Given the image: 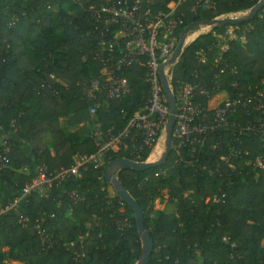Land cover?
<instances>
[{
    "label": "trees",
    "instance_id": "16d2710c",
    "mask_svg": "<svg viewBox=\"0 0 264 264\" xmlns=\"http://www.w3.org/2000/svg\"><path fill=\"white\" fill-rule=\"evenodd\" d=\"M81 1L86 0H0V148L6 141L10 157L0 167V208L35 176L38 165L46 164L49 169L70 166L76 153L95 150L90 136V101L84 89L89 79L100 75V66L93 58L96 44ZM169 1L154 0L153 7L164 9ZM217 1L218 13L230 14L249 10L260 0ZM48 2L58 8L48 9ZM181 10L185 14L183 29L199 24L192 32L215 20L213 11L193 12L189 2ZM14 16L16 21L11 20ZM247 24L253 26L247 42H232L223 54V61L238 72L219 75L220 88L229 89L233 80L239 87L264 80V6L249 21L236 25ZM228 25H212L209 32L188 43L174 66V82L190 79L196 69L201 72L210 90L209 96L198 98L203 105L217 90L212 79L220 66L213 58L200 66L195 52L210 47L215 41L213 33L223 32ZM141 74L138 67L128 72L133 90L121 100H107L102 86L97 117L105 128L113 123L121 128L144 104L149 89ZM262 144L260 137L245 142L252 155ZM123 156L127 155L114 154L108 161ZM175 157L172 150L161 166L118 173L144 210V224L154 241L149 264H264V169L236 161L238 171L230 183L203 174L197 165L175 163ZM161 168H167V175L156 177L154 172ZM101 174L90 168L81 178L70 180L67 185L78 188L86 201L72 210L63 201L57 216L46 220L47 228L63 241L88 230L83 248L76 244L53 252L40 246L32 223L43 210L56 211L57 200L33 197L22 209L31 218L26 227L17 223L14 211L0 214V264L6 258L12 264H135L141 240L134 213L125 204L131 226L118 230L109 217L101 187L106 186L116 200L119 197L99 178ZM146 175L149 178L143 181ZM218 186L228 193L225 201L206 202ZM163 190L168 195L166 206L155 210L154 202ZM93 215L100 217L98 226L92 223ZM74 251H85V256L76 258Z\"/></svg>",
    "mask_w": 264,
    "mask_h": 264
},
{
    "label": "built area",
    "instance_id": "2783aa9c",
    "mask_svg": "<svg viewBox=\"0 0 264 264\" xmlns=\"http://www.w3.org/2000/svg\"><path fill=\"white\" fill-rule=\"evenodd\" d=\"M187 2L193 12L211 10L215 19H223L227 15L218 13L217 0H170L164 9H155L154 0L81 1L83 11L92 25L89 34L96 44L93 58L100 66V75L89 79L84 89V96L90 101V136L95 150L87 154L76 153L70 166L49 169L46 164L38 165L35 176L22 186L5 207L0 208V214L14 211L17 223L26 227L31 218L22 209L31 198L56 199L57 210H43L32 223L40 246L46 251L57 252L63 247L68 250L76 244L83 248L89 234L87 230L74 240L63 241L47 228V218L57 216L63 201L68 202L70 210L74 205L86 201V196L78 188L67 185L70 180L81 178L90 168L99 169L102 173L99 178L105 180L104 167L108 159L118 153H125L127 156L123 157L135 163L159 160L155 152L163 134L167 137L166 127L170 115L161 65L169 61L179 43L185 17L181 9ZM47 8L55 10L58 6L48 2ZM249 12L250 9L235 11L230 13V17H246ZM17 19L14 16L11 20ZM206 28L205 33L211 30V25ZM252 28V24L243 27L230 24L223 32L213 33L215 41L210 47L195 52V59L200 66L207 65L210 58L220 66L219 72L212 79L217 90L206 105L201 104L198 98L201 94L209 96L210 90L198 69L190 79L174 82V66L180 57L175 63L166 64L163 68L176 106L172 143L175 163L181 161L197 165V170L203 174L226 178L230 183L233 182V174L238 171L236 161H243L254 169H264V80L256 84L249 83L242 88L233 80L228 89L220 88L217 78L226 72L237 74L236 67H229L223 61V54L232 42L246 43L247 33ZM134 67L141 69V79L148 86L149 94L124 126L118 128L113 123L105 128L97 117L101 107L102 86L105 87L107 100L127 97L133 90L127 74ZM53 94L57 95L58 91ZM213 99L216 100L214 104L211 103ZM253 137H260L263 141L256 155H252L251 149L245 145ZM9 160V146L5 141L0 148V167ZM167 173V168H161L154 175L166 176ZM148 178V175L144 176L143 181ZM101 189L105 191L104 199L110 208L109 217L117 229L123 231L130 227L125 203L120 198L116 200L106 186L103 185ZM227 195V191L218 186L206 202L211 200L213 203H222ZM99 220L100 217L93 215L94 225L98 226ZM88 226H91L90 223ZM74 255L76 258L84 257L85 251H74Z\"/></svg>",
    "mask_w": 264,
    "mask_h": 264
},
{
    "label": "water",
    "instance_id": "95a60500",
    "mask_svg": "<svg viewBox=\"0 0 264 264\" xmlns=\"http://www.w3.org/2000/svg\"><path fill=\"white\" fill-rule=\"evenodd\" d=\"M264 6V0H260L257 5L252 7L250 9V12L246 17H240V18H223V19H215L213 21H208L207 25H227V24H237L242 21H249L254 15L257 14V12ZM196 26H199L198 23H192L185 27L180 35L179 43L169 59L168 62L163 63L161 65V76L163 77V85L167 94V98L170 105V115L168 118L167 123V137H166V147L164 153L161 155L160 159L157 161L147 162V163H135L129 158L125 157H119L116 159H113L109 161L106 166L104 167V177L105 181L109 183L114 191L116 192V195L127 205L130 206L134 213L136 226L138 229V233L141 240V253L135 264H149L150 257L153 251L154 247V241L149 236L148 230L144 224V210L141 207V205L135 200V198L129 193V191L124 187V185L121 183V181L118 178V173L122 170H135V171H145L157 166L163 165L170 155L172 151V143H173V127L175 124V114H176V106H175V100L173 98V95L169 89L167 80L164 77L163 74V68L166 64H172L177 61V59L181 56L183 53L187 42L186 37L187 34ZM200 35V34H199ZM198 35V36H199ZM197 36V37H198ZM196 37V38H197ZM194 38V39H196Z\"/></svg>",
    "mask_w": 264,
    "mask_h": 264
},
{
    "label": "rangeland",
    "instance_id": "374dc122",
    "mask_svg": "<svg viewBox=\"0 0 264 264\" xmlns=\"http://www.w3.org/2000/svg\"><path fill=\"white\" fill-rule=\"evenodd\" d=\"M230 14H227L226 15V17L225 18H230ZM207 29L208 28H206V27H203V28H200L199 30H196V31H193L192 32V30L187 34V37H186V42H187V44L188 43H190L191 41H192V39H193V35H199V34H203V33H205V31H207ZM194 36V37H195ZM165 138H166V136H165V134H163V137H162V139H161V141H160V144H159V147H158V149H159V152L157 153V155H155V157L157 158V159H160V157H161V155L164 153V151H165V147H166V145H165ZM159 198L160 199H156L155 200V202H154V209L155 210H160V208L162 207V205L166 202L167 203V200H168V198H167V192H166V190H163L162 191V193H161V195L159 196ZM165 203V204H166ZM13 263V261H12V259H10V258H6V260H5V264H12Z\"/></svg>",
    "mask_w": 264,
    "mask_h": 264
},
{
    "label": "crops",
    "instance_id": "0c3cea01",
    "mask_svg": "<svg viewBox=\"0 0 264 264\" xmlns=\"http://www.w3.org/2000/svg\"><path fill=\"white\" fill-rule=\"evenodd\" d=\"M194 36H195V35H193V39L195 38ZM215 101H216V100H215V99H213V101H211V103H213V104H214V102H215ZM158 152H159V149H157V151L155 152V155H157V153H158ZM157 158H158V157H157ZM157 158H156V159H157ZM165 203H166V202H165ZM165 203L162 205V207L160 208V210H162V209H164V208H165V206H166V204H165Z\"/></svg>",
    "mask_w": 264,
    "mask_h": 264
}]
</instances>
